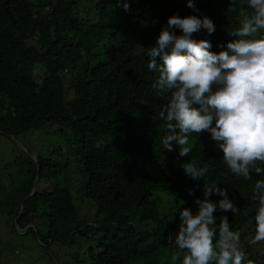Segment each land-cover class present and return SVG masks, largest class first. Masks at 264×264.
Instances as JSON below:
<instances>
[{"label": "trees", "instance_id": "16d2710c", "mask_svg": "<svg viewBox=\"0 0 264 264\" xmlns=\"http://www.w3.org/2000/svg\"><path fill=\"white\" fill-rule=\"evenodd\" d=\"M128 4L125 11L117 0L102 1L124 31L108 54L88 59L98 38L80 16L83 0H0V134L14 142L10 134L27 136L60 122L73 136L70 150L57 141L64 159L39 158L24 184L12 177L7 191L18 205L5 210L8 228L32 224L27 235L75 243L76 258L85 255L91 264H179L168 239L198 186L162 143L171 133L155 113L158 71L147 67L144 49L129 48L137 4ZM193 39L211 43L202 34ZM108 96L112 116L104 122L97 106ZM236 205L230 224L247 226L256 207L250 191H242Z\"/></svg>", "mask_w": 264, "mask_h": 264}, {"label": "clouds", "instance_id": "9594fccd", "mask_svg": "<svg viewBox=\"0 0 264 264\" xmlns=\"http://www.w3.org/2000/svg\"><path fill=\"white\" fill-rule=\"evenodd\" d=\"M102 1L83 0L80 16L98 38L88 59L99 52L108 54L124 31L101 9ZM117 1L118 7L129 10L128 0ZM136 4L129 48L144 49L147 67L158 71L153 87L160 100L155 113L168 122L171 133L162 143L198 186L168 239L180 256L179 264H264V0ZM201 34L220 52L210 51L208 40L193 39ZM148 36L150 40L141 42ZM97 108L102 121L108 122L110 96ZM191 133L196 134L189 140ZM244 190L256 204L254 216L246 222L255 229L247 238L250 242L230 224V214L238 211L236 197ZM24 206L25 198L20 214ZM16 227L24 233L33 225ZM61 245L74 247L76 256L75 243Z\"/></svg>", "mask_w": 264, "mask_h": 264}, {"label": "rangeland", "instance_id": "374dc122", "mask_svg": "<svg viewBox=\"0 0 264 264\" xmlns=\"http://www.w3.org/2000/svg\"><path fill=\"white\" fill-rule=\"evenodd\" d=\"M66 127L67 123L48 124L43 130L32 131L27 136L13 138L14 142L0 134V248L3 258L0 260V264H91L89 258H83L85 255L76 258L72 254L74 247L59 243L49 244L48 241L46 243L41 240L37 241L27 235L26 231L21 233L18 228L16 231H10L8 228L11 223L7 221L9 217L5 210L16 208L18 205V197L7 191L9 185L14 182L24 184L26 172L33 171L35 166L40 167L36 157H46L51 160L66 157L65 154L60 153V150L55 149L57 141L60 139L65 149L70 150L69 142L73 136L68 138L70 132H65ZM73 147L76 145L73 144ZM49 162L50 164L54 163L53 161ZM13 176L18 180L13 182ZM38 184L39 179L37 178L34 189ZM251 224L252 222L247 227L238 225L233 231L240 229V238L250 242L247 240L248 236L255 235V229L250 227ZM97 241L98 239H94V244ZM159 258L163 261L167 259L165 253Z\"/></svg>", "mask_w": 264, "mask_h": 264}]
</instances>
